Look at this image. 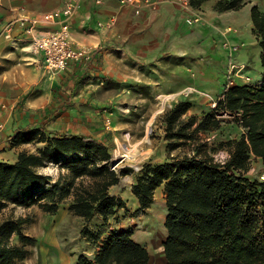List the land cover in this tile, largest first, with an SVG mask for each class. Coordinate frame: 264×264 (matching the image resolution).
I'll return each mask as SVG.
<instances>
[{
  "label": "crops",
  "instance_id": "crops-1",
  "mask_svg": "<svg viewBox=\"0 0 264 264\" xmlns=\"http://www.w3.org/2000/svg\"><path fill=\"white\" fill-rule=\"evenodd\" d=\"M151 1H158V7L138 2L142 8L136 14L120 0H0V161L16 163L22 152L39 154L46 148L48 143L37 138L15 142L33 130L47 138L84 137L109 148L129 130L121 121L140 117L143 105L150 104L145 116L154 119V103L161 96L175 105L192 104L180 122L188 125L194 120V132L224 99L226 88L263 86V49L251 11L255 5L223 10L220 0L200 5L190 0L189 7L181 0ZM67 4L76 6L70 21L72 41L89 50L91 57L71 61L63 71H50L42 56L31 51L27 29L31 20L62 11ZM196 17L201 21L190 24ZM8 24H13L11 40L4 34ZM57 26L58 22L42 23L34 32L43 34ZM136 179L132 177V184ZM132 196L139 210L133 189ZM160 197H166L164 187L147 210L165 203ZM59 210H70V205ZM101 219L97 214L93 223ZM60 257L61 264L75 263L64 252Z\"/></svg>",
  "mask_w": 264,
  "mask_h": 264
},
{
  "label": "trees",
  "instance_id": "trees-1",
  "mask_svg": "<svg viewBox=\"0 0 264 264\" xmlns=\"http://www.w3.org/2000/svg\"><path fill=\"white\" fill-rule=\"evenodd\" d=\"M205 1L209 0H192L191 3L200 5ZM247 4L246 0H220L219 8L239 10ZM251 11L255 31L261 38L264 67V13L256 5ZM191 105L179 102L166 114V130L171 132L169 139L194 136L186 132L195 124L194 120L188 125L180 122ZM225 112L231 117H219ZM224 125L239 129L238 138L229 141L230 158L224 164L213 158L185 156L147 163L137 176L133 193L139 200V210L152 207L156 191L164 187L166 264H264V181L260 176L248 175L254 159L264 168V84L226 88L224 99L193 133L220 131ZM39 134L38 130L29 131L15 141L29 143L37 138L47 142V147L39 154L22 152L16 163L0 161V212L10 203H23L28 193L37 190H40L37 200L50 197L49 209L59 210L55 198L62 186L61 180L51 184L52 178L37 170L49 161L70 168L71 181L58 197L73 195L70 210L85 222H90L97 214L106 221L125 207V202L109 191L120 178L111 168L112 158L107 146L79 136L47 138ZM178 146L175 144L171 149ZM132 172L130 168L121 171L123 176ZM77 179L82 180L79 187ZM87 179L90 184L86 186ZM26 222L8 219L0 224V264H15L27 257L26 245L34 239L22 231ZM82 233L94 239L91 230L84 228ZM14 234L22 245L10 243ZM102 243L94 259L81 255L73 264L151 263L149 250L133 238L131 231L112 232Z\"/></svg>",
  "mask_w": 264,
  "mask_h": 264
},
{
  "label": "rangeland",
  "instance_id": "rangeland-1",
  "mask_svg": "<svg viewBox=\"0 0 264 264\" xmlns=\"http://www.w3.org/2000/svg\"><path fill=\"white\" fill-rule=\"evenodd\" d=\"M246 1L248 4L251 3V5L261 7L264 13V0ZM174 105L175 102L168 101L164 110L161 111L162 101L159 98L154 103V119H147V116H145L146 110L150 107L149 104V106L143 105L144 111L141 112L140 117L132 116L121 121L124 127L129 128L125 133L131 136L133 144L143 140L147 136L149 128L151 129V133L149 135L150 140L140 146V152L146 153V155L148 152L149 156H145L143 161L137 166L128 164L127 166H123L124 168L117 170L121 177L120 182L112 186L109 191L110 194H113L117 198H126L128 204H125V210H118L115 217L112 216L106 221L102 218L100 222L93 223L94 219L90 222H85L83 218L75 215L71 210L51 211L49 209V205L51 204L50 197L43 201L37 200L40 190L28 193L23 203H10L0 212V224L8 219L26 220L27 222L22 226V231L26 236L34 239L33 243L26 245L28 251L27 257L23 260H17L15 264H61L60 256L63 252L69 258L75 260V262L81 255L94 259L99 251L100 243H102L101 239H105L112 232L118 231H131L133 238L137 242L149 248L151 254L154 256L152 257L154 261L150 264H166L164 255L161 256V261H156V254L153 250V246L158 243L157 237L164 236L163 242H161L163 247L167 234L164 225L165 221L163 223V220L167 216L166 201L163 204H155L154 210L134 209L133 201H131V198L133 199V188L131 187L135 185L137 180L132 184V181H125L124 179L127 177L132 178L133 176L137 177L140 170L147 163H162L172 158L198 155L200 157L213 158L215 161L223 163L226 161V157L229 156L230 158L229 141L238 137V135L236 136V132L239 131L236 127L232 128L231 125H224L223 130L202 133L201 135L194 134L191 128L186 132L194 135L192 139H169L168 136L171 132L169 133L166 130V114L172 109L171 106ZM128 107L131 106L129 105ZM129 114H132V110ZM176 131H172V133ZM124 134L117 139L123 143H127L128 141L124 138ZM175 144L179 146L171 149V146ZM116 148L117 141L109 145L111 161L113 160ZM111 161L109 162L110 165ZM125 168L133 169V172L123 176L120 171ZM37 170L41 174L50 176L52 178L51 184L61 180L62 186H60L58 195L65 191L66 185L71 181L70 168L63 165V163L49 161L45 166L38 167ZM263 170L261 162L254 159L249 173H251L252 177H259ZM89 184L90 180H85V185ZM76 185L79 187L81 181H77ZM58 195L55 198V201L58 202V208L69 206L74 200V196L72 195H66L61 198ZM160 199L166 200V197H160ZM154 227L160 228V231L158 229L154 231ZM84 228L94 233V239L96 236H99V238L95 240L90 239L88 235L82 233ZM10 243L22 245L21 240L16 234L11 237Z\"/></svg>",
  "mask_w": 264,
  "mask_h": 264
},
{
  "label": "built area",
  "instance_id": "built-area-1",
  "mask_svg": "<svg viewBox=\"0 0 264 264\" xmlns=\"http://www.w3.org/2000/svg\"><path fill=\"white\" fill-rule=\"evenodd\" d=\"M102 0H98L101 2ZM124 6L134 7L136 14L141 13L142 6L138 2L148 4L153 8H157L159 2H152L151 0H120ZM186 7L190 6V0H181ZM76 12V6L74 4H67L62 11L49 12L42 16L41 19L31 20V27L27 29V33L30 35L29 46L31 51L35 55H41L43 62L47 69L50 71H63L67 68L71 61L89 60L91 52L84 47L76 46L71 37V19ZM201 18H193L189 20L190 24L200 22ZM58 22V26L54 29L45 31L43 34H37L34 32V27L41 25L42 23ZM115 23V19L111 20V25ZM101 25V24H100ZM13 24H8L4 28L5 38L8 40L13 39L12 36ZM238 50V47H234L233 51ZM235 66L233 67V70ZM242 68L239 69L242 72ZM215 103L213 108L216 109ZM219 117L229 118L228 113H223ZM225 158V157H224ZM226 161L229 156L225 158ZM225 161V162H226ZM223 162V163H225ZM112 168V166H111ZM113 170V168H112ZM260 179L264 181V171L260 175Z\"/></svg>",
  "mask_w": 264,
  "mask_h": 264
},
{
  "label": "bare ground",
  "instance_id": "bare-ground-1",
  "mask_svg": "<svg viewBox=\"0 0 264 264\" xmlns=\"http://www.w3.org/2000/svg\"><path fill=\"white\" fill-rule=\"evenodd\" d=\"M160 99L162 101L161 111H163L165 108V105L169 101V97L168 96H161ZM150 133H151V129L149 128L148 132H147V136L143 140H141L140 142H138L136 144H133L131 142V136L127 133L124 134V138L128 141L127 143H123L121 140L117 139V148L114 150V156H113V161L116 163L117 170L124 168L123 166H125V165L127 166L128 164H132L134 166H137L138 164H140L141 161H143V158H145V156H149L148 152H147V155H146V153L143 154L142 152H140V146L143 143L148 142L150 140L149 139ZM124 180L125 181H129V180L132 181V178L127 177ZM156 229H158L160 231V228H158V227L153 228L154 231ZM163 237L158 236L157 237L158 243L153 246V250L156 254V257H155L156 261H161V256L164 255V248L162 247V244H161V242H163L162 241ZM160 238H162V239H160ZM155 241H156V239H155Z\"/></svg>",
  "mask_w": 264,
  "mask_h": 264
},
{
  "label": "water",
  "instance_id": "water-1",
  "mask_svg": "<svg viewBox=\"0 0 264 264\" xmlns=\"http://www.w3.org/2000/svg\"><path fill=\"white\" fill-rule=\"evenodd\" d=\"M111 166L113 170L117 172L116 163L113 160L111 161Z\"/></svg>",
  "mask_w": 264,
  "mask_h": 264
}]
</instances>
